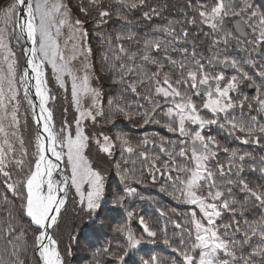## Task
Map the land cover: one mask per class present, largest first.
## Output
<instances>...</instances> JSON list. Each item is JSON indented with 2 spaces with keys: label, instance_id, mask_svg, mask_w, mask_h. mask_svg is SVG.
Returning a JSON list of instances; mask_svg holds the SVG:
<instances>
[{
  "label": "snow or ice",
  "instance_id": "snow-or-ice-1",
  "mask_svg": "<svg viewBox=\"0 0 264 264\" xmlns=\"http://www.w3.org/2000/svg\"><path fill=\"white\" fill-rule=\"evenodd\" d=\"M171 6H0V264H71L73 246L103 229L102 211L122 212L127 222L110 226L112 240L89 264H163L156 255L134 257L158 242L170 249V264H264V155L228 143L264 151V10L254 0H186L177 17L150 24L147 33L131 26L129 12L143 10L141 23L152 22ZM113 16L120 28L106 35ZM89 25L103 49L99 72ZM105 75L117 89L106 103L98 86ZM117 117L158 125L176 139L134 141L113 132ZM213 128L226 133L224 144ZM105 164L120 177L111 200ZM257 172L258 182L248 178ZM148 183L185 206L183 222L170 219L171 235L167 223L160 228L144 216L139 230L130 226L136 213L127 201L143 200L135 185Z\"/></svg>",
  "mask_w": 264,
  "mask_h": 264
},
{
  "label": "trees",
  "instance_id": "trees-1",
  "mask_svg": "<svg viewBox=\"0 0 264 264\" xmlns=\"http://www.w3.org/2000/svg\"><path fill=\"white\" fill-rule=\"evenodd\" d=\"M9 2V0H0V6H4ZM74 2H78V0H74ZM149 2H153V0H149ZM163 2V0H161ZM171 7L168 8V10L164 13L163 17L157 18L152 22H143L141 23L142 19V11L143 10H138L134 12H129L128 16L131 20V26L135 28L138 32L141 34L147 33L150 30V24H157V23H163L165 19H171L173 17H177L180 11L182 10L181 6L186 3V0H168ZM255 6L261 10H264V0H254ZM120 28V25L116 22L115 16H113L112 21H110L103 29L102 31L107 35V34H112L115 35L118 29ZM88 31H89V40L91 42V45L94 50V57H93V63L95 64V67L97 71L99 72L100 70V56L103 51V49L100 46V41L98 38V34L93 32L92 26H88ZM95 85L97 86V82L95 81ZM98 86L102 88V91L104 93V103H106V99L109 94H114L117 89L112 83V79L110 76L105 75L102 76L101 79L98 82ZM63 108H58L55 107V119L57 122V125H60V122L63 120L62 115L60 114L62 112ZM70 117H72L71 111L69 112ZM119 124L117 125L116 129H113V132L115 131H122L129 137H131L134 141L143 139L145 136H151L153 134H157L160 137H163L166 140H171L175 141L176 136L173 133L167 132L165 129L161 128L158 125H147L144 127H138L134 123H129L123 118L117 117ZM107 127V126H105ZM211 134L217 135V130L215 128L212 129ZM226 133H221L217 135V138L221 141L222 144H224ZM231 147L234 148H239L242 151H248L256 154L257 156L259 155H264V151H262L258 146L256 145H241L239 141L232 140L230 139L228 141ZM119 153L117 152L115 159H119ZM105 168L108 169L106 172V177H107V187L109 191V199H111V193L113 192L112 190H117L121 188L120 184V177L117 175L116 171L114 168L104 165ZM140 165L137 164V168H139ZM259 173H254V174H249L248 178L252 180L253 182H258V177ZM264 182V181H260ZM137 187L138 193L140 196H143L144 199L141 200L139 196L130 198L127 201L128 209L131 211L140 212L141 216H144L145 219L147 220L148 216H156V225L160 228H164L165 224L167 223V228L169 234H172L173 232V225L170 223V219H177L179 222H183V215H181L185 211V206L178 203L177 201L173 200L168 194L164 192L159 191V184L157 185H152L151 183H148L146 186H141V185H135ZM161 203L162 207H166L167 214L170 215H165L164 217H159V213L157 212V208L161 209V206L158 205ZM106 207V206H105ZM140 214L136 215V218L140 216ZM108 217L103 216V211L101 213L102 220H104L109 234V238L107 240L106 236H97L99 242H96V235L98 232H103L104 228L101 231H98L95 236H92L90 239L94 241V244H89V240L86 242V246H91L93 247V251H95L97 248H100L102 246H105L110 240L113 238V232L111 231V227H115L116 225L121 223V220L126 217V214L119 212V211H111L107 213ZM79 223V221H77ZM111 226V227H110ZM75 231V230H74ZM111 234V236H110ZM82 240V239H81ZM163 243H157L152 246H142V249L134 254V255H139V257L147 255V251L149 250H156L160 249L161 250V255L165 256V251L168 249H165V246H163ZM135 257V256H134ZM166 257V256H165ZM138 259V258H137ZM88 260V264L89 261ZM163 264H167L166 261H163ZM131 264V262H129Z\"/></svg>",
  "mask_w": 264,
  "mask_h": 264
},
{
  "label": "rangeland",
  "instance_id": "rangeland-1",
  "mask_svg": "<svg viewBox=\"0 0 264 264\" xmlns=\"http://www.w3.org/2000/svg\"><path fill=\"white\" fill-rule=\"evenodd\" d=\"M93 84H94V86H96L95 85V81H93ZM50 87L52 88V90H53L54 93H57L58 94L56 85L54 83L50 84ZM55 107L62 108L61 101H57L56 104L54 105V109H55ZM62 113H63V110H62V112L60 114L62 115ZM54 115H55V112H54ZM62 118H63V115H62ZM71 118L72 117H70L69 119H71ZM57 127H59V126L57 125ZM112 191H114V190H112ZM109 200H111V199H109ZM158 205L161 206V203L158 204ZM106 208H108V209L111 208V203L110 202H109V204L106 205ZM161 209H164V210L167 211V208L165 206L164 207L161 206ZM138 214H140V212H136V215H138ZM103 216L104 217H108V215L105 214L104 212H103ZM140 216H141V214H140ZM147 220L151 224L156 225V220H157L156 219V216H154V217L153 216L152 217L151 216H148L147 217ZM101 222L104 225V227H103L104 228V231L97 233L96 238H95L96 239V242H99L97 236H106L107 237V240L109 238V234L108 233H110V232L108 231V228H107L104 220L98 221L97 222V225L99 226V224ZM124 222H127V217H124L121 220V223H124ZM130 226L134 230H139L140 229V226L138 224V218L132 220ZM168 234H169V232H168ZM169 235H171V234H169ZM110 236H111V234H110ZM158 243H162V242H158ZM89 244H94V241L92 239H89ZM145 246H152V245H147V244L143 245V247H145ZM163 246H165V245H163ZM165 249H168V250L165 251V256L166 257L163 256V255H161V253H160L161 250L160 249L147 251V255H145V257L151 256V255H156L160 260L166 261L167 264H170V258L172 256V253H171V251H170V249L168 247L165 246ZM92 252H93V247L86 246L85 245V240L84 239H82V240L80 239L79 244L73 246V255L71 257V264H88V260L89 259H92ZM134 256H135L136 259L139 258V255H137V256L134 255Z\"/></svg>",
  "mask_w": 264,
  "mask_h": 264
},
{
  "label": "flooded vegetation",
  "instance_id": "flooded-vegetation-1",
  "mask_svg": "<svg viewBox=\"0 0 264 264\" xmlns=\"http://www.w3.org/2000/svg\"><path fill=\"white\" fill-rule=\"evenodd\" d=\"M194 36V32L192 33V35H190L189 39H191ZM235 54V53H234ZM227 74L231 75V70H226ZM253 88H244V92L246 94H248L249 96H255L256 95V91H252ZM255 90V88H254Z\"/></svg>",
  "mask_w": 264,
  "mask_h": 264
},
{
  "label": "water",
  "instance_id": "water-1",
  "mask_svg": "<svg viewBox=\"0 0 264 264\" xmlns=\"http://www.w3.org/2000/svg\"><path fill=\"white\" fill-rule=\"evenodd\" d=\"M252 91H254V88L252 89Z\"/></svg>",
  "mask_w": 264,
  "mask_h": 264
}]
</instances>
